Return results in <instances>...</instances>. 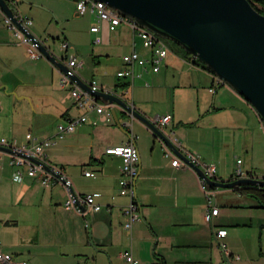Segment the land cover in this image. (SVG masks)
<instances>
[{"label": "crops", "instance_id": "0c3cea01", "mask_svg": "<svg viewBox=\"0 0 264 264\" xmlns=\"http://www.w3.org/2000/svg\"><path fill=\"white\" fill-rule=\"evenodd\" d=\"M58 2L62 5L54 0H19L18 6L36 18L31 31L37 34L55 17L65 18L63 5L74 15L82 16L74 0ZM46 15L48 21L44 20ZM84 15L91 19V28L97 22L96 13L90 10ZM91 33L93 42L98 44L92 55L95 65L91 75L81 73L85 60L75 54L76 46L62 41L68 43L67 49L62 47V60L66 63L69 54L76 55L82 62L76 66L81 78L87 82L97 79L104 87L118 89L131 105L150 117L172 113L170 122L162 127L168 125L167 131L174 133L175 144L184 154L192 151L201 160L215 163L218 179L235 175L237 137L241 135V145L250 157L243 158V167L264 176L257 171L264 170L261 117L252 104L253 111L247 112L242 101H232L228 92H220L215 86L220 79L214 72L169 45L158 71L150 64L145 69L135 63L134 78L120 77L119 72L126 67V55L136 50L150 59L151 49L144 46L138 32L127 23H121L116 30H109L104 24L99 33ZM97 34L102 35L100 43L95 42ZM52 64L46 57L30 56L27 44L19 42L0 8V92L7 89L15 101L26 102L23 112L28 113L25 117L30 126L26 135L32 132L37 140L54 138L55 142L45 149L47 163L66 173L76 193L101 192L98 201L102 209L83 214L66 208L69 191L65 184L57 179L45 185L28 175L26 166L21 167L22 178L16 179L17 168L9 162L10 152L0 149V168L8 167L15 184L11 196L15 211L0 218L5 251L26 264H66L91 255L113 261L124 258L131 264L123 255L125 251L139 259L137 264H264V207L255 197L234 187H211L212 205L218 206L219 211L212 222L207 221L209 200L196 169L174 165L173 157L179 155L121 106L102 101L105 109L112 111L111 120L105 112L78 107L71 95L72 85H59L57 79L62 78L63 71ZM161 81L166 84H159ZM162 85L173 88L176 100L150 101L157 98ZM182 88L195 89L197 98L177 101ZM82 114H86V121L57 137L60 122ZM128 141H133L140 153L135 201L141 218L131 229L124 222L125 208L133 199L121 193L119 184L124 159L107 152L108 147ZM168 149L172 150L171 155L165 154ZM85 170L95 174L86 175ZM221 194L228 197L221 201ZM220 203L228 207L221 209ZM220 228H227L226 235H218Z\"/></svg>", "mask_w": 264, "mask_h": 264}, {"label": "water", "instance_id": "95a60500", "mask_svg": "<svg viewBox=\"0 0 264 264\" xmlns=\"http://www.w3.org/2000/svg\"><path fill=\"white\" fill-rule=\"evenodd\" d=\"M139 25L158 35L173 40L206 64L222 84L230 85L243 95L257 110L264 124V14L249 0H100ZM19 0H0L5 15L24 29L19 17L22 12ZM30 36H36L31 30ZM39 49L46 58L62 71L69 67L61 61L51 46L39 37ZM80 87L89 91L107 105L117 104L132 118L140 119L156 138L172 148L179 156L186 155L175 144L174 133L157 123L158 116L150 117L135 105H131L118 89L92 90L87 81L77 73L72 76ZM119 87V86H118ZM115 115V110H113ZM130 122V121H128ZM0 149L18 153L33 159L47 170L58 175L52 165L8 146ZM198 174L203 175L199 165L192 164ZM207 183L218 187H240L244 185L264 186V176L231 177L215 179L207 177ZM68 184V183H67ZM69 185V184H68ZM82 210L85 207L76 198L73 185H69Z\"/></svg>", "mask_w": 264, "mask_h": 264}, {"label": "built area", "instance_id": "2783aa9c", "mask_svg": "<svg viewBox=\"0 0 264 264\" xmlns=\"http://www.w3.org/2000/svg\"><path fill=\"white\" fill-rule=\"evenodd\" d=\"M76 3L77 11L80 15L86 14L88 11H94L96 13L97 22L93 24L90 28L91 32L99 33L101 27L105 24L109 30H116L121 23L129 24L135 31L138 32V35L141 37L145 47H148L152 51V57L150 59L143 57L138 51L134 50L130 54L126 55L125 62L126 67L119 72L120 77H131L134 78V64L139 63L145 69H147V64H150L154 71L160 69V62L167 56L169 52L168 41L155 33L154 31L139 25L137 22L132 20L129 17H126L119 13L117 10L109 7L104 1L100 0H74ZM11 4L17 2V0H10ZM7 25L11 27L15 35L19 36L20 43H26L28 46V51L32 57H38L42 53L39 49V37L30 36L28 31L31 30V25L33 24V18L27 14H22L19 17L20 21L23 23L24 29H21L16 23H14L11 18L5 15ZM102 35L97 34L95 37V42H102ZM62 47L67 49L68 43L63 42ZM68 69L63 71L62 78L60 80L61 84L70 83L71 86V95L75 99V104L78 107L84 108L86 110H97L100 113L105 112L109 120L112 119V111L106 110L104 103L100 101L96 96L91 94L89 91L80 87L75 81H73L72 76L76 74V66L81 65L82 62L78 61L76 55L69 54L68 60L66 62ZM92 90H110L112 88L104 87L97 81V79H92L88 82ZM133 85V82H132ZM215 90L214 87L211 88ZM113 105V104H112ZM110 106V105H109ZM86 114H82L78 117H70L65 121L60 122L57 127V137L61 138L65 133L73 131L77 124L80 122L86 121ZM172 119V113H167L162 116H158L156 119L160 126H164L170 122ZM28 140L27 143L23 145H18L15 141L8 139L5 135L0 133V145L8 146L14 150L20 151L22 153L31 155L37 159H41L45 162V149L46 146H49L55 142L54 138H46L37 140L34 138L32 132H28L26 135ZM107 152L115 155H120L123 157L124 162L121 168V178L119 181L120 191L123 194H128L133 199L125 208V214L127 216L124 226L131 229L134 222L141 218V212L139 211V205L136 203V177L139 172V161L140 153L137 145L133 141H128L124 144L110 146L107 148ZM173 152L171 149H168L165 152L166 155H171ZM10 159L9 162L14 167L17 168L15 178H22V166H26V172L31 177H34L40 180L43 184L49 185L55 180L62 181L65 186L68 188L69 196L65 201V206L68 209H74L83 214L95 213L102 209V203L98 201V197L101 195V192L95 191L91 193L79 194L74 193L78 201L85 207L84 210L79 206L75 200L73 193L69 185H72L71 179L66 175V173L60 168L53 166L55 171L60 174L67 183H65L58 175L52 171L47 170L44 166L34 161L33 159L26 157L18 153H9ZM186 160L184 161L179 156L173 157V164L179 167H193L192 164L199 165L203 170V175L199 174L201 185L205 190L208 200L209 207L205 213V218L207 221L212 222L214 214H217L219 207L212 205L213 193L211 187L207 183V177L218 179L216 176V165L213 162H207L200 159V155L192 151H186ZM3 156L0 155V164L2 163ZM243 159L238 158L237 165L235 167V175L233 177H257V175L252 170H247L242 165ZM51 165V164H50ZM86 175H94L95 172L85 170ZM227 233L226 228H220L218 230L219 236H224ZM229 253L228 250H226ZM123 255L131 264H137L139 259L133 256L129 251L123 252ZM239 257V255H238ZM0 264H26V261L20 260L14 257L13 253L5 251L3 249V240L0 237Z\"/></svg>", "mask_w": 264, "mask_h": 264}, {"label": "rangeland", "instance_id": "374dc122", "mask_svg": "<svg viewBox=\"0 0 264 264\" xmlns=\"http://www.w3.org/2000/svg\"><path fill=\"white\" fill-rule=\"evenodd\" d=\"M54 1L55 3H59L62 5V3L58 2V0H54ZM51 3L53 4V2ZM19 8H21L20 10L24 11L22 7H19ZM61 8L63 9V12H66L65 18L59 19L58 17L57 18L55 17L52 23L47 22V24H45L42 27V32L37 33L38 35L37 34L36 35L40 37L41 39H44L45 43L51 46L52 50L54 51L56 56L61 61H63L62 56L64 54V50L62 49V41L63 40L70 41L72 45L76 46L77 48V50L76 51L74 50V52L78 56V58L80 60L81 59L85 60V64L81 68V73L86 74V75H91L93 71L92 66L95 65L92 55L94 53V48L98 45V44H95L92 40L93 34L90 31V25L92 21L88 15H82V16L74 15L73 11L68 10L65 5L61 6ZM59 13L61 14L60 11ZM48 18L46 15V18H44V20L48 21ZM33 19L35 22H37L35 17H33ZM39 19L42 20L41 18ZM33 28L34 27L32 26V29ZM167 41L170 46H172L175 50L179 51L180 47L178 46L179 45L178 43L170 39ZM38 57H45V56L40 55ZM52 65L54 67H57L54 64ZM171 76H173V74H171ZM60 78L61 77L57 79L59 85H60ZM170 80L173 81L174 79L170 78ZM219 83H221V80H219V82H216L215 86L218 87V90H220V92L221 91L228 92L230 95V98H232V101H242V104L244 103V105H246L247 112L253 111L252 110L253 106L251 105V103L248 102V100H246V98L243 95L236 92L230 85L226 83L220 85ZM159 84H166V82L161 81ZM172 89L173 88L172 87L170 88V86L164 87L162 85L157 98H155V100L151 99L150 101H174L176 100L173 96L174 92H172ZM127 90H130V88H127ZM177 96H178L177 101H188L191 99H196L197 93H196V90L193 88H187V89L182 88L181 90H179ZM24 104H26L25 101H15L14 96L12 94H8L7 89L0 92V133H3V135L5 134V136L8 139L15 141L18 145H23L28 142L25 135H26L27 130L30 129L29 123L26 121V117L28 113L23 112ZM160 106L161 105H157V107H160ZM251 116L254 117L255 114ZM14 121L16 124H14ZM167 126L164 127L166 130H168ZM241 139H242V136L239 135L237 137V149L235 152L236 161L238 160L239 157H242V159L250 158L247 151L244 150L243 145H241V141H242ZM259 168H262V167L260 166ZM257 171L259 175H262L264 173L263 169H257ZM8 172H9L8 167H6L3 170L2 168H0V175H1V179H0V218H3L4 214L7 212L15 211V206L11 203L12 187L15 184L11 181L10 179L11 175H9ZM226 191H228V193L232 192V190H226ZM227 197L228 195L226 194H224L222 198H220L219 196L221 201ZM206 198L208 199L207 195H206ZM219 205L221 209H225L226 207H228L224 203L223 204L220 203ZM1 237L3 240L4 237L3 236ZM40 264H58V263L56 261H44V262H41ZM66 264H129V263H127L124 258L119 259L118 261H115V260L113 261V260H110L109 258L108 260H104V259L99 258L98 256L94 257L91 255L89 258L86 257L85 260H82L80 262L74 261L71 263V261L70 262L68 261V263Z\"/></svg>", "mask_w": 264, "mask_h": 264}, {"label": "trees", "instance_id": "16d2710c", "mask_svg": "<svg viewBox=\"0 0 264 264\" xmlns=\"http://www.w3.org/2000/svg\"><path fill=\"white\" fill-rule=\"evenodd\" d=\"M254 7H256L260 12L264 14V0H249ZM166 40H169L168 38H165ZM177 43V42H176ZM180 47L179 52L182 53L184 56H187L188 58L194 59V62L201 64L202 66L208 68L212 71L206 64H204L202 61L199 60L196 56L191 55L184 47H182L180 44L178 45ZM213 72V71H212ZM214 188L215 186H211ZM237 189L243 193H246L248 195H251L257 199L259 204L264 207V186L260 185H244L237 187Z\"/></svg>", "mask_w": 264, "mask_h": 264}]
</instances>
